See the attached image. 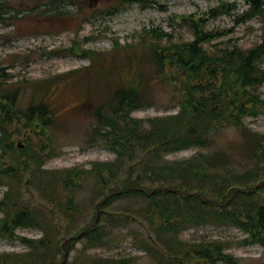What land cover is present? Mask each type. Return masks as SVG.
Returning <instances> with one entry per match:
<instances>
[{"label":"trees","instance_id":"trees-1","mask_svg":"<svg viewBox=\"0 0 264 264\" xmlns=\"http://www.w3.org/2000/svg\"><path fill=\"white\" fill-rule=\"evenodd\" d=\"M55 1L38 0L39 14L62 17L66 12L49 8ZM246 1L241 14L233 3H222L211 12L233 13L244 22L264 11L263 0ZM120 2L143 5L150 0ZM181 19L192 29L190 40L161 43L168 38L162 34L146 44L144 52L158 69V79L178 90L176 112L145 120L132 117L134 110L151 102L142 95L138 76L133 85L87 103L93 118L87 140L112 154L110 160L94 161L88 168L43 167V154L56 147L60 128L42 97L44 82L33 85L22 105L17 89L1 84L7 78L0 70V237L15 238L19 228L40 232L38 238L18 237L27 251L1 254L0 264H55L58 254L60 264H84L80 254L68 262L76 242L104 246L114 240L113 230L125 226L155 264H239L221 240L180 238L183 231L206 225L236 228L244 235L240 244L264 247V132L243 123L264 109L257 92L264 82V36L246 48H207L205 43L222 34L204 31L201 19L194 21L192 15ZM230 128L235 133L228 137L224 132ZM21 129L27 130L23 144L14 141L15 135L23 136ZM190 149L194 152L189 157L165 158ZM90 184L92 215L76 224L78 195ZM129 200L141 204L131 209ZM92 264L135 261L105 258Z\"/></svg>","mask_w":264,"mask_h":264},{"label":"rangeland","instance_id":"rangeland-1","mask_svg":"<svg viewBox=\"0 0 264 264\" xmlns=\"http://www.w3.org/2000/svg\"><path fill=\"white\" fill-rule=\"evenodd\" d=\"M65 1L56 0L49 6L66 12L62 17L53 18L47 17L49 12L45 16L39 14L38 0H0L3 5L0 12H4L0 20V70L3 78H7L6 81L0 78L1 84L10 90L17 89V98L24 105L30 99L33 85L44 82L42 97L60 127L56 129V147L43 154L46 158L43 167L47 169L88 168L94 161L112 158L111 153L87 140L89 125L93 122L87 103H97L106 92L117 87L133 85L137 76L142 95L151 102L134 110L132 117L145 120L176 112L178 90L166 80L158 79V69L144 52L146 44L159 40L162 34H168V38L160 40L161 43L168 39L190 40L192 29L182 17L192 15L194 21L201 19L204 31L222 34L205 43L207 48L211 45L246 48L264 36V11L244 22L236 16L247 9L246 0H150L143 5L121 3V0ZM222 3H233L236 14L215 16L211 10ZM16 11L21 15L13 16ZM261 65L264 67V57ZM257 92L264 99V82L257 86ZM243 123L252 131L264 132V109L256 116L244 118ZM21 133L23 136L15 135L14 141L23 144L27 130L21 129ZM224 133L231 137L235 132L230 128ZM32 140L36 145L40 142L36 138ZM193 152V149L178 151L165 158L181 159ZM3 190L0 187V197ZM90 197L91 184L78 195L81 211L76 224L92 215ZM128 203L131 209L141 204L136 200ZM129 228L113 230L110 236H115L114 240L104 246L83 247L84 241L76 242L68 262L80 254L84 264L122 257L134 259L135 264H155ZM14 233L17 238L0 237V255L26 252L19 242L20 236H40L39 230L32 228H19ZM242 237L236 228L210 225L190 228L180 235L188 242L221 240L239 264H264V247L242 245L239 242ZM53 260L60 264L62 256L58 254Z\"/></svg>","mask_w":264,"mask_h":264}]
</instances>
